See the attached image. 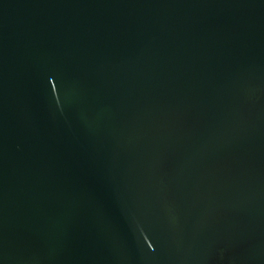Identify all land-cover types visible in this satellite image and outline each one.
Returning <instances> with one entry per match:
<instances>
[{"label":"water","instance_id":"95a60500","mask_svg":"<svg viewBox=\"0 0 264 264\" xmlns=\"http://www.w3.org/2000/svg\"><path fill=\"white\" fill-rule=\"evenodd\" d=\"M0 264H264V0H0Z\"/></svg>","mask_w":264,"mask_h":264}]
</instances>
